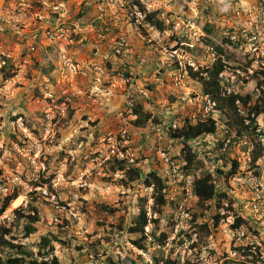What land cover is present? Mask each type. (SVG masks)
Wrapping results in <instances>:
<instances>
[{"label":"rangeland","instance_id":"rangeland-1","mask_svg":"<svg viewBox=\"0 0 264 264\" xmlns=\"http://www.w3.org/2000/svg\"><path fill=\"white\" fill-rule=\"evenodd\" d=\"M139 1L147 12L159 11L169 29L160 33L147 25L138 17L142 11L135 0H0V196L16 190L22 198L0 216V227L10 228L6 238L33 253L43 236H56L61 241L54 242V254L61 264H122L125 258L152 264L155 256H190L191 240L174 250L171 241L186 229L193 241L206 235L191 226L194 213H204L198 222L213 226L212 213L198 204L190 184L206 171L216 172L225 151L216 146L227 133L219 123L215 140L191 143L204 165L185 174V180L168 175L171 163L184 172V146L169 130L182 126L185 118L206 114L201 85L191 80L176 88L173 76L186 66L212 65L219 46L232 55L223 74L225 90L257 98L256 75L264 70V0ZM104 29L109 32L101 40L98 31ZM48 32L64 33L67 39L60 34L61 39L51 40ZM120 43L124 50L116 53ZM137 104L158 121L137 127ZM246 145H234L228 160L240 158L239 171L254 176L243 163ZM114 159L168 179L172 211H166L160 227L171 232L167 244L149 237L147 252L133 244L138 236L127 229L140 210L158 216L153 190L143 182L123 187L122 173L111 172ZM215 182L223 191L236 189L218 176ZM31 202L41 221L37 233L25 238L23 221L14 211ZM182 204L190 213L187 221L175 209ZM173 215L179 220L174 232ZM226 225L220 221L212 228L207 243L215 255L204 253L197 264H222L232 247ZM257 226L264 236V220ZM153 228L149 224L146 234Z\"/></svg>","mask_w":264,"mask_h":264},{"label":"trees","instance_id":"trees-1","mask_svg":"<svg viewBox=\"0 0 264 264\" xmlns=\"http://www.w3.org/2000/svg\"><path fill=\"white\" fill-rule=\"evenodd\" d=\"M140 11L146 13L144 19L145 23L160 33H164L169 28L159 18L160 12H147L146 8L139 0H135ZM134 6V5H133ZM131 9L132 6H131ZM211 33V30H207ZM206 44L209 41L204 40ZM226 43L233 45V42L226 40ZM216 59L212 65L203 69H195L193 67H187L188 74L193 82H196L202 87L203 96H208L213 103H215V109L220 113V119L217 121L212 117L206 120H199L197 123H193L189 118H185L183 125L176 128H171V138L182 142L183 149L181 151V161L183 164L184 174H193L192 170L196 167H202L204 164L198 158V153L194 150L191 143L199 138L217 134L219 131V123L226 127V136L223 140L217 143V150L222 152L224 145L228 142L226 151L223 152L221 158L218 160V168L216 172H204L202 176L195 177L192 187L194 196L198 199V204L212 213L210 217L213 219L214 224L211 226L207 221L198 222L199 218L204 217V213L200 215L194 213L191 218V226L195 229H200L201 234L205 232V236L198 235V239L193 241L192 234H189V230L179 231L174 240L173 250L184 247L191 240L192 243L188 244V252L190 256L185 257L178 254L177 256H169L167 258L154 257L152 264H197L196 261H200L202 255L206 256L215 255L213 248L208 247L207 238L209 233L212 232V228L217 227L222 219L221 209L225 200L229 201L230 208L234 215V228L240 226H249L251 218L243 217L241 212H236L234 208L235 201L229 197L226 191L221 190L215 182L216 176L224 179L227 183L239 173L240 165L237 160H228L230 156V150L234 145L240 143V141H246L247 145L243 146L246 153L251 148V161L250 166L254 171V176L261 178L263 176V168L260 164L262 160L264 164V142L258 136L257 118L264 117V70L258 72L257 76V90L258 98L253 99L250 94H240L236 92H227L224 87V72L228 69V62L231 61L232 55H230L225 48L215 46ZM5 79H9L11 76H4ZM134 115L137 117L135 125L137 127H146L150 122H157V118L147 112L143 105L137 104L133 108ZM254 115V117H253ZM249 122V124H247ZM234 133L235 137H232ZM231 138V140H230ZM223 161V165L220 162ZM111 172L113 174L122 173L120 180L123 187L128 188L133 183L143 182L146 188L153 190V208L158 214L156 218H150L147 211L142 208L138 215L134 217L131 226L128 227V232L138 236V239L133 244L143 252H147L146 241L149 237L153 238V241L158 245L167 244L170 240L171 232H166L160 229L165 221L166 211L169 209L172 211L170 203V189L168 179L163 178L159 172L150 170L145 175L141 168L134 164H129L128 160L114 159L112 162ZM229 167V168H228ZM228 169V170H227ZM20 193L16 190L5 197L0 196V216H2L11 206L13 201L20 197ZM35 203V200H34ZM179 207L178 205L175 209ZM105 209H107L105 207ZM205 211V210H204ZM114 210H111L113 213ZM14 213L18 216L20 221H23L24 237L37 233V225L41 221V215L38 206L33 205V202L29 203L27 208L23 206L17 208ZM200 216V217H199ZM202 216V217H201ZM199 217V218H198ZM205 218V217H204ZM173 215L170 220V226L172 232H174L179 220ZM149 224H154L153 231L150 235L146 234L145 228ZM191 227V228H192ZM124 228L122 229V231ZM198 234V233H195ZM11 235L10 228L0 227V264H61L58 257L55 256L54 242H60L56 236H43L40 240L39 250L37 253L29 252L25 249V246L15 244L14 238L7 239L6 237ZM255 236H259V232L254 231ZM187 241V242H186ZM236 249V248H235ZM195 255V256H193ZM193 256V258H192ZM226 254L220 259L222 264H230V261H226ZM196 260V261H195ZM122 264H140L138 261L125 258Z\"/></svg>","mask_w":264,"mask_h":264},{"label":"built area","instance_id":"built-area-1","mask_svg":"<svg viewBox=\"0 0 264 264\" xmlns=\"http://www.w3.org/2000/svg\"><path fill=\"white\" fill-rule=\"evenodd\" d=\"M123 1V0H122ZM47 4V2L45 3ZM56 10L58 8H55ZM133 12V9H132ZM138 17L142 20L145 19V15L142 12H139ZM136 14V13H135ZM167 25L170 24V20H166L165 22ZM109 29H104L102 31H98V37L101 40H105L108 35ZM59 32H48L49 38L51 40L61 39V37H65L64 33ZM61 34V37H60ZM67 39V37H65ZM124 44L120 43L115 46L116 53H120L122 50H124ZM128 51V50H126ZM175 55L177 52H174ZM180 66L183 67V62H180ZM192 67V66H189ZM191 81V78L188 74L187 66L180 68L179 72L173 76L172 82L176 88H184L187 84H189ZM257 94V98H258ZM182 100H186L187 97L181 96ZM256 98V99H257ZM203 103L206 105V114L203 115V118H194L193 123H197L199 120H206L209 117L214 118V115H219V111L215 109V103L211 101V99L208 96H203L202 98ZM254 117V115H253ZM257 129L256 132L260 139L264 142V117L260 116L257 118ZM249 124V122L247 123ZM225 128V127H224ZM226 129V128H225ZM226 131V130H225ZM227 132V131H226ZM218 133L214 135H208L202 138H199L198 140H195L194 143L199 144L200 141H205L207 139L215 140L216 137H218ZM245 144L246 141H243ZM228 146V142L224 145V150L226 151V148ZM251 148L248 149V151L245 153L247 155V160H243V163L245 165H248V169L250 166L251 161ZM236 160L239 163H242V160L239 158H236ZM168 175L172 176V178H181L182 180L186 178V175L184 172L181 171L180 167L177 166L174 163H171ZM194 182V181H193ZM233 182L235 184L236 189L233 188V190H226L229 197L232 198L235 201V205H233L234 208L237 210L236 212H241L243 217L246 219L249 217L251 218L249 226H240L234 228V215L233 211L230 208V204L228 200H225L222 204L221 209V215L222 219L221 221L223 223H227V227L229 228L230 233V245L232 247L230 248L229 252L227 253L226 261H230V264H264V236H263V228L257 226V222L264 220V177L257 178L251 174V172L239 171V173L231 178L229 181ZM190 187L192 189L193 183L190 184ZM231 189V188H230ZM237 190V192H236ZM242 193L246 199H241L240 194ZM179 215L182 220H188L190 219V213L186 209V207L182 204L179 206ZM254 231L259 232V236L254 235ZM250 236H249V234ZM236 248V249H235ZM223 263V261H221Z\"/></svg>","mask_w":264,"mask_h":264},{"label":"bare ground","instance_id":"bare-ground-1","mask_svg":"<svg viewBox=\"0 0 264 264\" xmlns=\"http://www.w3.org/2000/svg\"><path fill=\"white\" fill-rule=\"evenodd\" d=\"M22 201V198H18L17 200H15V204H17L16 206H18L20 204V202ZM14 202V201H13Z\"/></svg>","mask_w":264,"mask_h":264},{"label":"clouds","instance_id":"clouds-1","mask_svg":"<svg viewBox=\"0 0 264 264\" xmlns=\"http://www.w3.org/2000/svg\"><path fill=\"white\" fill-rule=\"evenodd\" d=\"M198 140V139H197ZM194 142V141H193ZM193 148H194V146H193ZM194 150L196 151V149L194 148ZM197 152V151H196Z\"/></svg>","mask_w":264,"mask_h":264}]
</instances>
